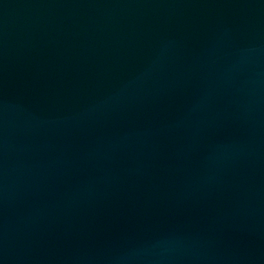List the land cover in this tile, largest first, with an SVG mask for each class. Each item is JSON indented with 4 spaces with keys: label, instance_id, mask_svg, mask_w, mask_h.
I'll return each instance as SVG.
<instances>
[{
    "label": "water",
    "instance_id": "water-1",
    "mask_svg": "<svg viewBox=\"0 0 264 264\" xmlns=\"http://www.w3.org/2000/svg\"><path fill=\"white\" fill-rule=\"evenodd\" d=\"M0 264H264V0H0Z\"/></svg>",
    "mask_w": 264,
    "mask_h": 264
}]
</instances>
